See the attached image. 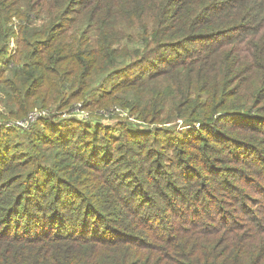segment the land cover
Instances as JSON below:
<instances>
[{"label": "trees", "instance_id": "1", "mask_svg": "<svg viewBox=\"0 0 264 264\" xmlns=\"http://www.w3.org/2000/svg\"><path fill=\"white\" fill-rule=\"evenodd\" d=\"M0 121V264H264V0H0Z\"/></svg>", "mask_w": 264, "mask_h": 264}, {"label": "rangeland", "instance_id": "2", "mask_svg": "<svg viewBox=\"0 0 264 264\" xmlns=\"http://www.w3.org/2000/svg\"><path fill=\"white\" fill-rule=\"evenodd\" d=\"M45 109H47V111L50 112V113H57V114L54 115L57 119L77 118V119L85 120L86 115L88 114L86 112H89L90 111V110H87V109L86 110H82V109L78 108L77 106L76 107L72 106L68 110H72V111H75V112H78V113L75 114V115H70V114L64 113L65 111H59V110H57L54 107L45 108ZM91 112H93V113H91ZM89 113L93 117L96 116V112L95 111H90ZM2 124H6V123H2ZM13 127H17V126L16 125H13ZM9 128H11V126H9Z\"/></svg>", "mask_w": 264, "mask_h": 264}, {"label": "built area", "instance_id": "3", "mask_svg": "<svg viewBox=\"0 0 264 264\" xmlns=\"http://www.w3.org/2000/svg\"><path fill=\"white\" fill-rule=\"evenodd\" d=\"M46 112H41V111H37L35 110L34 112H31L29 115V118L27 121H23V122H16L13 125H16L18 128H28V126L31 123H34L36 121V119H38L41 116H45ZM12 125V122L6 123V124H2V122L0 121V126H6L9 127Z\"/></svg>", "mask_w": 264, "mask_h": 264}]
</instances>
